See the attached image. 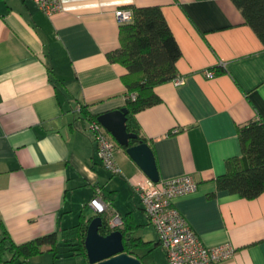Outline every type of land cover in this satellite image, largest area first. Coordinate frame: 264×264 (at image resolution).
<instances>
[{
  "label": "crops",
  "instance_id": "0c3cea01",
  "mask_svg": "<svg viewBox=\"0 0 264 264\" xmlns=\"http://www.w3.org/2000/svg\"><path fill=\"white\" fill-rule=\"evenodd\" d=\"M60 2L48 16L31 0H0V239L7 232L22 245L56 233L57 254L45 247L25 264H89L71 255L62 232L97 216L89 204L105 202L108 192L109 215L139 226L132 236L150 249L161 247L134 191L149 178L116 141L121 174L110 173L78 110L96 119L126 107L128 70L108 59L121 47L116 12L157 6L181 48L185 84L155 88L161 102L133 117L140 137L160 181L190 175L198 182L175 205L206 246L236 248L222 264H264V192L246 200L217 187L229 161L243 156L238 128L264 122V45L241 10L232 0ZM145 223L155 240L135 236Z\"/></svg>",
  "mask_w": 264,
  "mask_h": 264
},
{
  "label": "trees",
  "instance_id": "16d2710c",
  "mask_svg": "<svg viewBox=\"0 0 264 264\" xmlns=\"http://www.w3.org/2000/svg\"><path fill=\"white\" fill-rule=\"evenodd\" d=\"M232 1L264 45V0ZM126 10L132 12V21L121 24V47L118 51L108 54V59L128 70V74L123 77L127 88V130L138 136L137 140L130 141L132 147L143 141L134 115L161 102L154 90L178 76L177 64L182 58V51L161 7H136ZM82 113L92 119L85 108H82ZM237 132L243 156L229 161L227 173L217 179V187L219 191H228L242 199L254 200L264 192V122H250L239 127ZM107 193H103V197L110 207L113 194ZM98 216L103 219V226L99 229L101 235L107 236L116 230L123 234L126 254L140 259L137 251L148 249V253L152 252L150 243L132 236V232L139 226L133 222L128 223L124 217L123 227L112 228L109 212L95 217ZM95 217L86 222L82 216L76 226L62 232L63 244L70 248L72 256L87 257L85 240L88 226ZM58 243V236L53 233L17 245L6 232L0 239V263L14 264L21 261L25 264L31 258L43 254L45 247L57 254Z\"/></svg>",
  "mask_w": 264,
  "mask_h": 264
},
{
  "label": "built area",
  "instance_id": "2783aa9c",
  "mask_svg": "<svg viewBox=\"0 0 264 264\" xmlns=\"http://www.w3.org/2000/svg\"><path fill=\"white\" fill-rule=\"evenodd\" d=\"M48 16L59 13L62 9L60 0H31ZM120 24L132 21V12L122 9L116 12ZM206 77L213 79L214 71H207ZM176 86L185 84V78L177 76L172 81ZM82 111V107H78ZM89 128L97 147L98 156L104 167L113 175L121 171L115 161L117 143L111 134L98 122L89 119ZM198 182L190 175H183L155 183L150 179L134 185V191L142 200L149 223L154 227L163 248L167 264H222L234 257L236 248L230 243L218 246H206L189 225L183 214L177 209L175 200L195 193ZM89 206L97 215L109 211V205L101 198L93 199ZM119 215H113L112 228L122 226Z\"/></svg>",
  "mask_w": 264,
  "mask_h": 264
},
{
  "label": "water",
  "instance_id": "95a60500",
  "mask_svg": "<svg viewBox=\"0 0 264 264\" xmlns=\"http://www.w3.org/2000/svg\"><path fill=\"white\" fill-rule=\"evenodd\" d=\"M128 110L126 108L100 115L98 122L111 134L119 146L126 148L128 155L153 182L160 181L151 147L143 142L130 147L131 140L138 136L127 130ZM103 219L95 217L88 226L85 248L89 264H143L142 261L124 252L123 234L116 230L107 236L99 233Z\"/></svg>",
  "mask_w": 264,
  "mask_h": 264
},
{
  "label": "rangeland",
  "instance_id": "374dc122",
  "mask_svg": "<svg viewBox=\"0 0 264 264\" xmlns=\"http://www.w3.org/2000/svg\"><path fill=\"white\" fill-rule=\"evenodd\" d=\"M112 220V219H111ZM142 236L146 240H155L154 230L147 225L146 223L144 226L135 233V236ZM154 242V241H153ZM155 243V242H154ZM155 247V246H153ZM149 250H141L140 256L144 260V264H162L163 261V251L161 247H155L151 253H148Z\"/></svg>",
  "mask_w": 264,
  "mask_h": 264
}]
</instances>
